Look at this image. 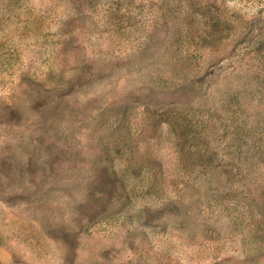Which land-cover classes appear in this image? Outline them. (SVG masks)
Wrapping results in <instances>:
<instances>
[{
    "label": "rangeland",
    "instance_id": "obj_1",
    "mask_svg": "<svg viewBox=\"0 0 264 264\" xmlns=\"http://www.w3.org/2000/svg\"><path fill=\"white\" fill-rule=\"evenodd\" d=\"M0 264H264V0H0Z\"/></svg>",
    "mask_w": 264,
    "mask_h": 264
}]
</instances>
